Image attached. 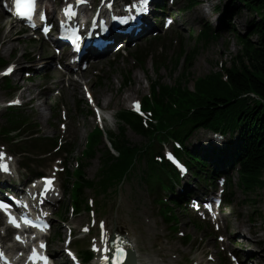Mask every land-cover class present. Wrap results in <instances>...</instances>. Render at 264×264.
<instances>
[{
	"label": "rangeland",
	"instance_id": "374dc122",
	"mask_svg": "<svg viewBox=\"0 0 264 264\" xmlns=\"http://www.w3.org/2000/svg\"><path fill=\"white\" fill-rule=\"evenodd\" d=\"M201 1L205 2V0ZM187 4L188 0H179V5L181 6L179 7L180 9L185 7L186 11ZM235 5V0H208V3H205L203 6L201 5L193 10L186 11L180 17L178 26L162 37H165L167 40H169L170 36L177 37L179 34L183 38V43L188 51L195 47L198 48V45L189 32V29L194 32H198L201 26H203L206 22H209L214 26L217 23L221 24V20L224 19L223 13L236 10ZM215 7H220L223 11L222 14L220 11L218 17L212 15V10ZM200 10H204L206 12L207 19L203 18L205 20H202L200 16L201 13L199 12ZM196 18L197 21L193 24V19ZM254 18L258 19L255 13H252V15L246 14V12L241 14V16L237 17L238 23L237 21L235 22V27L237 28L236 31L243 33L246 29L245 24ZM6 23L8 24L7 18L0 12V55L4 56L6 59L12 60L15 57L14 51L17 49V47H15V43L18 42L19 38L15 39V36L14 38H5L4 25ZM14 30L17 31L19 28L15 27ZM230 31L223 32L219 39L212 41L208 46L204 45L203 47V44L199 46V55L191 71V82L188 84L190 87L193 86V81L196 78L208 76L212 72H219L221 69H227L229 66H231L232 57L238 54L239 48L234 37V33ZM4 41H6V43ZM157 45L159 44H156L154 47H152V49H149V52L155 53L159 56V53L157 52ZM11 46H14L16 49L13 48L12 51ZM29 46L27 49H39L40 45H32L33 47ZM24 48V46L21 47L22 50H24ZM176 53L177 48L175 45L171 42L166 43L164 57L171 58V56H175ZM13 54L14 56H12ZM51 57H53L52 54ZM130 61L131 62L128 60H118V64L114 67L111 65V63L108 64L109 61H104L100 67L95 68V70L101 69V79L99 78V75L101 74H99L98 71L91 72L83 76L90 88H92V91L95 94V99L99 105L101 107L110 105L109 108L111 109L112 113L108 117L109 122H105V126L113 128L114 134H117L118 130L115 126L113 118L111 117L112 114L116 111L128 108L129 101L131 99H140L147 95L149 93L151 80H154L156 77L151 61H149L146 66H144V68H136L132 63V60ZM16 62L18 64V68L22 69L23 66L20 65V63H22V57ZM48 69L50 74L58 73L54 68L51 67V65H48ZM128 71L133 72V83L123 90L121 87L123 74L125 75ZM160 76L164 79V83L173 85L175 77L170 75L169 69H163L160 72ZM63 78L64 76L62 75L61 80L55 81V84L53 85L61 89L63 95L62 98H64V102L67 104L66 106L70 111L71 117H78L75 119V121H81L82 124L84 123V120L86 121V128H80V141L83 143L85 141L86 132L90 129L92 124V119L86 116V110L88 109L86 107V103L81 104V108L83 111L85 110L81 116L77 110L78 102H84V97L81 84L78 82V80H76V78H82L75 77L71 80L72 84H75V91H73V88L70 86V82L68 83V81H66V83L64 82V84H62ZM46 82L47 80H37L34 83H24V76L19 71L13 76L14 84L19 83L22 87L24 86V88L32 87V93L30 95L26 94L25 100L33 97L35 98L38 93H42V90L45 89L42 85ZM24 91L25 89L22 92ZM43 95V97L38 99V101L32 105V107L41 105V110L39 112L36 109L33 111V117L42 124L43 129L47 133H53L55 130H57L55 126L57 124V105L61 100L57 99L55 94H52L51 92ZM127 96H131V98L127 102H124L123 98ZM5 97V94L0 89V104L3 100H5ZM51 125H53V128L50 127ZM69 132L72 134H77L73 128L69 129ZM202 133L203 132L195 133L193 135L191 139V145L196 148L204 146V144L207 142L205 140L208 139V137ZM77 136L79 137L78 134ZM129 138L130 141L136 144L142 142V139L138 136H135L134 134H130ZM80 151L81 147L78 148L77 154H79ZM98 166V159L91 163V166L87 170V175L89 178L93 179ZM231 180L232 187L230 186L229 189H231L234 193L233 199L230 204L227 203L224 207V216L230 225V242L227 246L228 250L239 253L243 259H245L246 255L250 253L254 254L255 252H258L260 255L258 259H254V264H264V220L260 215H256L254 221L251 220L252 215L255 214L256 211L258 212V207L260 206L261 208L260 197H257L256 193L246 194L238 185V176H233ZM252 200H256L258 205L257 203H252ZM108 210L109 213L105 216V218L110 219L112 226H120L121 224H123L125 227L129 226L128 228L132 232V236H134L133 239L137 243L142 264H180L178 261L182 259V255L176 250V248L179 247L180 241L177 240L178 242L174 241L171 242V244L170 242L165 244V241H163V236L160 233L162 230H164L165 234H167L166 226L164 223H162V218L157 216L156 208L154 207L152 200L148 197L143 187L139 184L138 180H134L133 182L126 184L121 192L120 197L116 201L109 202ZM87 220L88 217L85 214L75 218V222L79 223L80 226ZM180 222L181 231H184L186 234L191 233L193 236H196L198 239L195 241V244H206L204 245V249L210 248L211 250L205 251L211 252L215 261L218 260L220 247L217 244L216 237L212 236L214 234L208 235L207 231L205 232V229L202 231L205 232L204 234L200 233L192 221L185 217H181ZM240 231L245 235H240ZM172 240L173 239H171V241ZM56 247L61 250V245H57ZM193 257H196V255ZM201 259L202 263L206 261L205 257L203 256ZM61 262H63V260Z\"/></svg>",
	"mask_w": 264,
	"mask_h": 264
},
{
	"label": "trees",
	"instance_id": "16d2710c",
	"mask_svg": "<svg viewBox=\"0 0 264 264\" xmlns=\"http://www.w3.org/2000/svg\"><path fill=\"white\" fill-rule=\"evenodd\" d=\"M237 2V5L257 13L259 19L249 22L247 33L236 34L238 54L232 57L231 66L223 69L227 81L223 80L221 69L200 78L194 93L188 91L187 84L199 50L191 53L183 51L173 63L171 74L174 76L180 72L174 86L164 84L158 78L161 68L168 63L154 65L158 75L152 85L155 98L153 108L160 120V129L165 131L163 114L167 113L178 127L176 135L183 141L197 129L236 133L238 143L231 150L227 162H239L242 165L241 187L245 192L251 193L264 185V0ZM204 38L207 41L214 39L212 34H206ZM131 75L132 72L125 78V85L130 83ZM172 103L178 106L177 110L172 108ZM145 105L151 107L149 100L145 101ZM191 110L193 112L187 118V112ZM124 118L128 121L131 116L128 120L125 116ZM99 136L100 133L97 132L94 138L98 140ZM136 154V150H130L129 156L122 160L123 163L116 164V167L123 168L124 162L129 158L130 163ZM198 164L202 167L198 166L196 169L205 172L207 164L204 161ZM153 170L151 166L149 172ZM156 179L160 185L166 184L167 178Z\"/></svg>",
	"mask_w": 264,
	"mask_h": 264
},
{
	"label": "bare ground",
	"instance_id": "6f19581e",
	"mask_svg": "<svg viewBox=\"0 0 264 264\" xmlns=\"http://www.w3.org/2000/svg\"><path fill=\"white\" fill-rule=\"evenodd\" d=\"M127 4V3H126ZM115 7L117 8V9H119L121 12L122 11H125V8H122L120 5H115ZM231 11H233V10H231ZM231 11H227V12H225V14L227 15V16H231V14L233 13V12H231ZM52 14H54V12H52ZM234 18H235V16H234ZM150 23H153V22H148L147 23V25H149L150 26ZM143 25H145V24H143ZM81 25H79L77 28H79ZM76 27V26H75ZM102 30H103V33H106V32H108L109 30H113V28L110 26V25H108V24H106L105 22L103 23V26H102ZM85 62V61H84ZM64 66H67V64L66 63H62ZM83 63H79V65H82ZM47 65H48V62H47ZM47 67L45 66V68L44 69H46ZM44 69H39V72H42V71H44ZM74 88H76L75 87V84L74 85H72ZM93 98L95 99V94L93 93ZM131 98V96H127V97H125V98H123V101L124 102H126V101H128L129 99ZM95 103H98L97 101H96V99H95ZM202 131L201 130H195V133H201ZM187 134H188V132H187ZM187 136H189V138L191 137V135L189 134V135H187ZM188 138V137H187ZM188 140V139H187ZM204 144V143H203ZM206 144V143H205ZM35 160H36V162H38V164H40V161H39V159L38 158H35ZM38 170V169H37ZM39 171V170H38ZM5 172H8V173H10L11 171H9V170H7V171H5ZM3 172L0 170V174H2ZM37 173V172H36ZM37 177H40L41 176V173H37ZM163 177L165 178V176L163 175ZM30 178H28L27 180H29ZM37 178H36V176H35V178H33V179H31V182H33V181H35ZM19 180H22V178H20ZM158 185H160V183L158 182L157 183ZM146 188H148V187H146ZM32 189H34L33 187H32ZM38 191L40 192V194L42 195V196H44V201H45V203H48L49 202V200H54L55 201V203L57 202V201H59L60 199H61V194H62V189H60L59 191H57V190H54V191H52L51 193H49V194H46L45 195V193H43V191H41V189H38ZM34 192H35V190H34ZM26 193H28V194H32V193H30V192H27L26 191ZM17 194H18V196H17V198H16V195H13L12 194V200H13V198H16V202H15V206H13V208L14 209H16V210H18V212H19V215L21 216V217H23V218H25L24 217V214H26L27 213V210H28V208L26 207V209H25V207L24 206H20V202H19V192H17ZM19 207H21V210H20V208ZM29 211V210H28ZM45 218V217H44ZM35 227V226H34ZM240 233V235H245L243 232H239ZM135 247V249H136V246H134ZM57 252V254H60V251L58 250V251H56ZM135 253H136V255H135V259H136V262H137V264H141V260L139 259V253H138V251H135ZM235 255L236 256H238L237 255V253L235 252ZM259 253L258 252H255L254 254H253V256H255L257 259L259 258ZM251 256V255H250ZM240 259V258H239Z\"/></svg>",
	"mask_w": 264,
	"mask_h": 264
},
{
	"label": "snow or ice",
	"instance_id": "6c2138e0",
	"mask_svg": "<svg viewBox=\"0 0 264 264\" xmlns=\"http://www.w3.org/2000/svg\"><path fill=\"white\" fill-rule=\"evenodd\" d=\"M23 14V13H21ZM12 69L9 68L8 71L10 72ZM18 102V101H17ZM135 106H136V110L139 111L140 108H139V102H135ZM4 170L7 171V166L5 165L4 166ZM47 183L50 185L51 184V180H47ZM0 207H4L6 208L7 205L3 204V203H0ZM10 215V214H9ZM10 222L13 223L15 226L19 227V222L14 218V217H10ZM25 223H31V221H28L27 219H25ZM101 227H103V225H101ZM43 246V245H42ZM120 254L121 256H124L125 255V252L123 249L120 250ZM42 259H44L45 261V264H47V257H41ZM117 264H121V261L120 259H117Z\"/></svg>",
	"mask_w": 264,
	"mask_h": 264
}]
</instances>
